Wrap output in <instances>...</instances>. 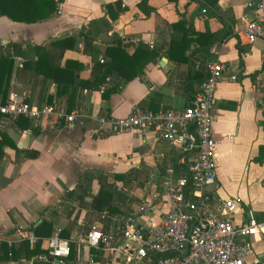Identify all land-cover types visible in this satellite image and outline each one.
<instances>
[{
    "label": "crops",
    "instance_id": "0c3cea01",
    "mask_svg": "<svg viewBox=\"0 0 264 264\" xmlns=\"http://www.w3.org/2000/svg\"><path fill=\"white\" fill-rule=\"evenodd\" d=\"M56 1V12L34 23L0 15V45L5 48L9 42H20L22 46L26 43L41 46L55 55V63L61 70L67 60L81 62V68L75 71L79 79H90L96 62L109 60L105 50L117 40L122 42L125 55H131L140 44L146 50H155L156 55L143 65L140 75L104 98L99 87L77 88L72 95L62 93L53 79H43L27 66V60H32L33 66L35 53L33 58L13 53L5 102L11 93L33 105L52 98L64 103L66 108L72 102V109H82L85 116L67 130L62 123L54 125L48 118H12L0 113V132L4 134L0 136V244L21 246L15 230L33 232V227L47 219L52 232L49 236H39L42 247L47 249V239L56 228H62L61 235L68 232L65 238L71 240L73 248L72 258L65 264H87L91 250L82 238L89 225L99 219L100 213L91 206L92 197L100 188L98 176L103 174L107 183L120 186L123 182L114 180L112 174L144 170L142 185L137 187L140 196L152 182L158 183L167 167L177 169L176 161L180 158L168 142L157 139L151 130L108 133L97 128L94 117L126 116L135 105L152 97L158 101V109L185 107L194 99L187 74L195 59L197 62L217 60L224 66L223 77L215 86L212 109V135L217 142V184L213 197L238 198L243 207H252L261 216L264 162L257 158L259 147L264 145V41L248 43L237 32L245 20L252 18L246 5L250 0H119L125 9L113 8L115 17L105 6L118 0ZM215 9L222 19L213 12ZM182 18L195 32L224 33L226 22H230L231 33L223 37L219 34L207 54L198 51L190 55L201 46L192 41L186 51L191 60L177 62L166 50L171 38L180 35L171 25ZM77 35L82 38L79 50L74 49ZM84 39L91 42L90 48L84 47ZM231 75L235 79H230ZM113 77L106 88L115 80ZM87 172L95 177L83 198L69 197L68 191L76 190L80 177ZM122 216V211L109 214V222L100 220L101 226L113 227ZM28 244L30 248L35 245ZM252 245L253 255L246 261L251 263L256 257L264 264V238H255ZM86 247L88 252L83 250ZM19 254L16 259H5L0 248V264H53L54 260L42 258L46 253L27 258L22 248Z\"/></svg>",
    "mask_w": 264,
    "mask_h": 264
},
{
    "label": "built area",
    "instance_id": "2783aa9c",
    "mask_svg": "<svg viewBox=\"0 0 264 264\" xmlns=\"http://www.w3.org/2000/svg\"><path fill=\"white\" fill-rule=\"evenodd\" d=\"M246 5L252 18L245 20L237 32L248 43L264 41V0H250ZM205 64L206 78L183 108L152 110L135 105L126 116L94 117L97 128L108 133L151 130L180 158L177 169L167 167L158 183H151L132 212L124 214L118 224L101 226L100 220L109 215L104 211L89 225L82 238L91 250L87 264H260L256 257L251 263L246 260L254 252L252 241L264 238V210L258 216L252 207H243L238 198L213 197L217 142L212 135V109L215 86L223 77L224 66L217 60ZM109 80L107 77L99 86L101 92ZM0 113L12 118H48L67 130L85 116L80 108L68 111L57 101L33 105L14 93L0 104ZM61 231L56 228L47 239V253L42 256L45 260H68L71 240ZM15 233L30 244L40 239L31 230L16 229Z\"/></svg>",
    "mask_w": 264,
    "mask_h": 264
},
{
    "label": "trees",
    "instance_id": "16d2710c",
    "mask_svg": "<svg viewBox=\"0 0 264 264\" xmlns=\"http://www.w3.org/2000/svg\"><path fill=\"white\" fill-rule=\"evenodd\" d=\"M107 11L113 12V17L117 14L112 11L113 8L116 11H121L125 7H121L120 1H115L113 4H107ZM218 9V8H217ZM57 10V1L56 0H0V15H6L10 19L18 22L25 23H34L41 19L50 17ZM219 18L222 19V14L217 10H213ZM230 22H226L227 28L225 32H195L191 24L186 25V21L182 18L176 23L172 24L173 30L180 32V35L173 36L170 42L167 44V54L170 58L177 62H187L189 59V54L187 56L186 51L189 49V43L196 41L199 46L198 48L192 50L190 55H194L198 51H203L205 54L208 53V48L217 38L219 34L221 36H226L231 33ZM192 34H196L195 37H191ZM73 41V39L71 38ZM204 40V41H203ZM122 42L117 40L114 46L110 48L107 47L105 53L109 56V60L104 61L99 64V61L96 62V65L93 67L94 73L90 79H79L75 77V71L81 68V62L76 60H67L64 69L61 70L57 67L55 63V55L50 52H46L41 49V46H33L29 43H26L22 46L20 42H9L5 48L0 45V102L3 103L6 100L8 92V83L9 77L13 65V55H22L25 58H33V53L37 55V59L34 60L33 66L31 65L32 60H27L26 64L32 68V71L36 75H42L43 79H53L59 86L60 91L65 93L69 92L71 95L75 93L77 88H92L96 89L100 84L104 83L106 78L113 77L111 85L102 92L104 98L109 97V95L115 91L121 89V87L131 79L142 73L143 65L148 61V59L155 58V50H146L143 45L140 44L131 55H125L122 53L121 49ZM62 47L64 45H61ZM91 52V51H90ZM14 53V54H13ZM92 53V52H91ZM95 53V52H94ZM93 53V55H94ZM119 54H123L122 57H119ZM143 59V60H142ZM198 59L193 60V68L188 69V81L191 86L192 97L198 93V88L200 83L206 78V64L204 61L197 62ZM71 95L69 96L71 98ZM55 101L52 98H48L46 103H53ZM72 101V100H71ZM30 103V102H28ZM38 102L37 104H39ZM190 103V102H189ZM31 104V103H30ZM139 105L145 109L158 110V101L152 97L148 100H142ZM73 103L70 102L67 107L68 110H71ZM24 118V117H21ZM26 119V118H24ZM0 136L4 137V134L0 132ZM2 145V140H0V147ZM1 157V152H0ZM258 161L264 162V145L259 147V156ZM103 174L98 176L100 188L98 192L92 197V209L94 212L101 213L106 211L108 214L120 213L123 210L119 209V202L123 196L116 190L114 184L106 183L104 180ZM95 175L92 172L85 173L80 177L79 182L76 185V190H80L79 193H76V190L72 189L68 191L69 197L76 195L77 198L82 199L83 194L86 192V189ZM114 180L122 181L125 185L131 183L133 176L131 172L129 173H114L112 174ZM106 222H109V219L105 218ZM33 232L37 236H49L52 232V224L50 220L43 219L38 225L33 227ZM62 235L64 237L68 236L67 231H63ZM0 248L3 252V258L5 259H16L18 258L19 250L22 248L25 251V256L31 258L32 256L39 253H47V249L42 247L41 241L30 248L27 241H23L21 246L9 247L5 242L0 244ZM72 245L71 253L69 258H72ZM32 264H37L33 262Z\"/></svg>",
    "mask_w": 264,
    "mask_h": 264
},
{
    "label": "rangeland",
    "instance_id": "374dc122",
    "mask_svg": "<svg viewBox=\"0 0 264 264\" xmlns=\"http://www.w3.org/2000/svg\"><path fill=\"white\" fill-rule=\"evenodd\" d=\"M140 172L132 173L133 179L131 183L125 185L124 183L120 186L115 185L117 193L118 191L123 194L121 202H119V206L122 208L124 214H129L132 212L134 205L138 202V193L140 191L137 189L138 186L142 185L144 170H139ZM110 179H112L110 177ZM104 180L107 183V176H104ZM82 250V247H81ZM84 251L88 252V248H83Z\"/></svg>",
    "mask_w": 264,
    "mask_h": 264
},
{
    "label": "water",
    "instance_id": "95a60500",
    "mask_svg": "<svg viewBox=\"0 0 264 264\" xmlns=\"http://www.w3.org/2000/svg\"><path fill=\"white\" fill-rule=\"evenodd\" d=\"M82 42V38H81V36H79V35H77L76 37H75V42H74V49L75 50H79L80 48H79V44ZM83 44H84V47H86V48H90V46H91V42L89 41V40H87V39H84L83 40ZM62 55V51L60 52V56ZM163 62L161 61V64H162ZM53 264H65V262H59V260L58 259H54L53 260Z\"/></svg>",
    "mask_w": 264,
    "mask_h": 264
}]
</instances>
